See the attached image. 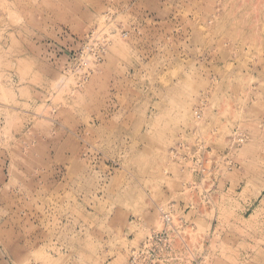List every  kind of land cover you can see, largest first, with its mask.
I'll use <instances>...</instances> for the list:
<instances>
[{
	"label": "rangeland",
	"instance_id": "rangeland-1",
	"mask_svg": "<svg viewBox=\"0 0 264 264\" xmlns=\"http://www.w3.org/2000/svg\"><path fill=\"white\" fill-rule=\"evenodd\" d=\"M0 264H264V0H0Z\"/></svg>",
	"mask_w": 264,
	"mask_h": 264
},
{
	"label": "built area",
	"instance_id": "built-area-1",
	"mask_svg": "<svg viewBox=\"0 0 264 264\" xmlns=\"http://www.w3.org/2000/svg\"><path fill=\"white\" fill-rule=\"evenodd\" d=\"M240 140H242L241 138H240ZM163 220H166V224H170V216L168 215V214H164V219Z\"/></svg>",
	"mask_w": 264,
	"mask_h": 264
},
{
	"label": "bare ground",
	"instance_id": "bare-ground-1",
	"mask_svg": "<svg viewBox=\"0 0 264 264\" xmlns=\"http://www.w3.org/2000/svg\"><path fill=\"white\" fill-rule=\"evenodd\" d=\"M239 139V138H238ZM249 180H250V178H249ZM246 182H248V181H246ZM246 182H244V183H246ZM250 183V182H249ZM251 184V183H250ZM248 186V185H247ZM252 186V185H251ZM261 187V186H260ZM245 189H248V188H246V186H245ZM263 189V188H262Z\"/></svg>",
	"mask_w": 264,
	"mask_h": 264
}]
</instances>
